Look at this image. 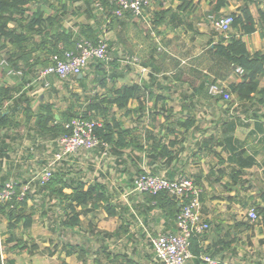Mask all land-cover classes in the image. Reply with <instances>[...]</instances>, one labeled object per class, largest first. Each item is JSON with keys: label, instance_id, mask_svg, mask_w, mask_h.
I'll return each instance as SVG.
<instances>
[{"label": "crops", "instance_id": "obj_1", "mask_svg": "<svg viewBox=\"0 0 264 264\" xmlns=\"http://www.w3.org/2000/svg\"><path fill=\"white\" fill-rule=\"evenodd\" d=\"M48 1L50 3H45L41 7L45 16L54 14L56 8H60L59 10L62 13L63 9L60 1ZM63 1L65 3L69 2V0ZM152 1L154 3L145 10L143 16L135 17L130 14L122 18L123 20L121 19V25L115 28L112 26L104 28L105 35H107L106 40L112 42L113 45L118 32L123 31L124 42L127 46L124 47L127 52L124 59L121 61L115 57L116 63L105 65L107 71L119 75L117 78L118 85L147 84L150 86L151 91V94L149 91L138 100H131L128 111L123 108L122 110H115L114 113L123 121L126 128L131 129L133 134L139 136V144H142L146 149L143 152L136 151L141 157V160L137 158L138 165L144 171L173 178L200 176L201 186L198 185L204 191L202 213L212 224L211 230L199 238L200 246L206 254L221 259L223 263L260 264L256 258V251L258 236H262L263 231L261 232L258 227H262L264 224L261 221L260 225H257L255 222L261 217L258 216L257 219L253 220L249 213L252 208L264 207V103H259L261 96H256L253 101L249 102L235 101L233 96L234 104L231 105L232 101L230 107H226V103L220 104L210 101L212 102L211 105L216 108L223 107L224 111L218 109V112L212 113V115L203 113L202 119L205 120V125L201 127L199 114L193 108L190 110L188 108L199 101L198 98H194L192 87L199 85L204 75L211 74L209 73L211 59L207 50L218 42V37L212 35L213 30H218L211 22L212 17H217V14L213 11L215 0ZM244 2L245 0H228L229 4L222 9L221 16L238 11ZM248 3H250V9L258 21L260 19L259 11L264 10V0H248ZM81 4V2H77L70 5L69 11L64 15L62 21L65 28H72L77 31L76 23L85 21L86 18L77 9ZM52 6L57 7L53 8ZM35 10L36 6H33L32 11ZM167 10L169 12L164 14L163 11ZM157 13L163 15V18L159 20L161 23L158 24L154 22L155 19H158V16L155 18ZM151 22L153 26L150 30H147L146 26H150L149 23ZM11 26L14 27V24ZM260 27L256 32L244 36L251 52H264V30ZM146 30L149 31V35ZM147 36L148 38H146ZM157 37L160 40H169L168 48L156 46L155 43L150 44L152 40L158 42ZM36 41H40L39 36L36 37ZM211 41H213L212 44H210ZM149 52L152 54L150 55ZM37 54L42 53L40 51L34 52V56H37ZM141 57H144L142 65L138 64V59ZM119 61L121 64H119ZM145 63L150 65L147 66ZM99 65L101 64L92 63L82 73L81 78L85 77L87 79L86 91H83L81 85L77 82L78 76L66 80L50 77V85H54L57 91L53 96H50L49 86L43 87V83L42 85L36 84L33 79V81L30 80L31 82H25V79L22 80L18 76L4 75L1 67L0 83L19 89V92L16 93L17 96L25 93L33 98L41 94V99L46 97V101H56L57 107L60 109H64L72 102L77 109V94L81 96V101L78 104L86 106L88 101H91L94 97L102 96L106 91V88L100 86L99 82L96 81L104 67ZM166 72L183 74L184 80L178 82L180 75L172 80ZM150 75H153L154 80H150ZM241 77L235 71L227 80H218L217 83L230 91V86L241 81ZM178 83L181 85V89L177 87L176 84ZM32 85H35L34 90L29 88ZM174 85L176 87L173 88ZM262 88H264V76L260 80V89ZM179 89L181 90L180 95L178 94ZM45 91H47L46 95ZM182 92H184L183 96ZM140 103L144 106L143 111L137 110ZM33 104L34 106L38 105V100H34ZM175 104H179L180 108L176 109ZM25 105V103L22 104V106ZM17 118L22 121L21 125L26 126V118L22 112L17 114ZM179 118H196L199 128L182 133V130L176 128L173 123L166 121V119L174 121ZM232 120H234L236 127L233 131L227 132L226 123ZM174 127L175 132H172ZM179 131L182 134L176 135ZM33 133L27 126L0 129V186L11 178L24 180V178H30L34 173L37 156L34 147L30 143L31 139L28 138ZM4 135L10 137H4ZM175 136H179L178 143L170 146V142L175 141ZM155 138H162L173 151L179 152L171 162H168L166 158L152 160L147 155L146 152ZM131 150L132 147L126 149V151ZM88 156H94V153ZM250 161L253 162L247 165ZM128 165L131 167V164ZM124 166L125 164L121 165L122 168ZM112 169L115 168L112 167ZM132 173L134 172L118 174L116 177H119L123 182H127ZM136 177H134L133 183H135ZM97 180L106 185L109 188L110 195H112L108 178L102 175V178H97ZM67 191L69 192V190ZM128 192L125 190L120 198L125 199L128 195L124 203L129 205L130 212H132L134 211L135 202L137 203L139 200L134 201V198L130 197ZM111 197L113 198V195ZM29 203L32 204L31 201ZM101 209L103 208L83 214L82 224L84 217L89 216L91 218L88 224L89 228L93 225L95 228L102 229L103 227L97 219L98 212ZM103 210L105 211V209ZM104 213L106 218H118L109 217L106 211ZM155 216L156 219L151 217L148 220V225L144 224L142 216H137L136 219L140 221L141 227L139 229L141 233H149L150 230L154 231L156 229L158 233L166 231V218L160 217L158 214ZM36 218L35 216V222ZM128 218L130 219L129 214ZM136 219L131 220V232L137 230L134 226L138 221ZM33 227L29 230L18 229L17 233L24 236V239L33 241L29 237ZM97 228V232H100ZM215 228L218 231H215ZM227 232H230V235H227ZM9 236L8 220L1 216L0 253L9 258L4 262L5 264H9L8 262L11 260H15V264H51V262L45 261L50 256H41L42 258L39 260L34 259L39 253L45 255L44 249L41 248L39 243L36 242L41 251L36 254H30L27 250L19 252L18 250H11L14 243L7 244ZM86 240H89L88 236H86ZM261 242L263 243V241ZM77 245V264H83L91 256L88 257L89 254H85L82 257L80 249H84L88 253V248L81 242H77ZM97 251L95 250V252ZM19 256L23 258H19ZM43 257L47 258L44 260ZM26 260L27 262H23ZM188 264L197 263L190 260Z\"/></svg>", "mask_w": 264, "mask_h": 264}, {"label": "trees", "instance_id": "obj_2", "mask_svg": "<svg viewBox=\"0 0 264 264\" xmlns=\"http://www.w3.org/2000/svg\"><path fill=\"white\" fill-rule=\"evenodd\" d=\"M58 1L62 4V13L59 10L60 8H56L54 14L45 16L41 7L45 3H50L48 0H0V61L5 58L11 67L22 70V75L18 77L22 78V80L25 79V82L32 79L35 80L38 69L49 66L53 55H62L65 51L74 49L77 39L85 37L97 43L101 38H105L104 28L106 26L115 28L121 25L122 18L130 15L128 12L122 17L115 15L116 6L111 0H69L70 3H65L63 0ZM77 2L82 3L77 9L81 11V15L86 19L76 23L77 31H74L72 28H65L62 21L64 15L69 11L70 5ZM228 4V0H215L213 11L217 14V17L222 15V9L227 7ZM33 6H36L35 11H32ZM182 6L184 7V5ZM167 12L169 11H163L164 14ZM259 14L260 19L257 21L250 9V3L245 0L238 11L230 14L233 17V23L231 31L227 35L223 34L222 36V33L215 30L212 31V35L218 37V42L207 50L211 59L209 71L211 74L204 75L200 84L192 87L194 98H198L199 101L207 100L224 104L226 101H223L222 95L210 93L211 86L219 84L217 83L218 80H227L238 68H243L242 80L230 86V93L235 97V101L249 102L253 101L256 96H261L259 103H264V88L260 89V80L264 76V52L249 51L244 40L245 35L256 32L259 26L264 30V10H260ZM156 16H158V19H155L154 22L157 24L161 23L159 20L163 18V15L157 13L155 18ZM12 24H14V27L11 26ZM37 36L40 38L39 42L36 41ZM107 42L109 50H111L113 44L112 42ZM212 43L213 41L210 42V44ZM37 51L42 54L34 56V52ZM116 62L115 59L109 62H99L104 67L96 81L99 82L100 86L106 88V91L102 96L92 98L86 106L78 104L81 101V96L77 94V109L73 102L64 109H60L57 107L56 101H46V97L41 99V94L33 98H30L25 93L17 96L16 93L19 92V89L0 83V104L5 106L4 111L0 114V129L21 127L22 121L18 120L17 114L22 112L26 118V126L34 132L33 135H30L32 146L39 145L40 148L42 145H54L52 156L47 161L42 158H40L41 161L39 160V162L48 165L58 150L57 140L71 132L66 128L68 123H71L76 118H84L86 120L100 119L102 125L97 127L95 132L101 144L92 152L96 151L100 156H103L105 152L107 157L114 160V167L119 175L134 172L138 177L145 171L138 165L137 158L141 160V157L136 151L143 152L146 149L142 144H139V136L133 134L131 129L126 128L123 121L115 115L114 111L122 110L123 108L128 111L129 102L133 99H140L141 96L150 91V86L138 83L118 85L117 78L119 75L109 73L105 66L108 63L111 65ZM145 64L147 66L150 65L149 63ZM2 73L6 75L7 69L3 68ZM150 78L151 81L154 80L153 75H150ZM86 80L85 77L80 79L77 77V82H79L83 91L87 89ZM42 86L44 87V85ZM29 88L34 90L35 85ZM49 89L50 96L57 92L54 85H50ZM46 92L45 95L47 94ZM34 100H38L39 104L34 106ZM24 103L26 105L22 106ZM233 104L234 101L231 105ZM192 106H196V104L193 103ZM143 107V104L140 103L137 110L143 111ZM57 115L59 116L58 118ZM166 121L173 123L176 128L182 130V133L199 128L196 118H179L174 121L166 119ZM226 125L227 132L233 131L236 127L234 120L229 121ZM175 127L172 128V132H175ZM179 133L182 134L179 131L176 135ZM4 137L10 136L4 135ZM178 138L179 136H175V141H171L170 146L176 145ZM170 146L162 138H155L146 153L152 160L166 158L168 162H171L179 152L173 151ZM131 147V151H126V149ZM68 161H58L49 181L44 184L40 180H33L34 173L28 179L11 178L8 180L15 182L17 192H20L21 188L27 183H30L31 187L23 201L14 199L7 203H0V217L3 216L8 220L10 236L7 239V244L14 243L11 250H18L19 252L27 250L30 254H36L41 251L35 241L26 240L24 236L17 233L18 229L29 230L33 227L38 211L39 217L43 220L50 216L55 217L52 224L56 226L51 227L53 231L58 228L69 230L80 227L83 214H88L90 211L100 208L105 209L109 217H118L122 220L115 233H105L107 237L117 234V237L121 238L123 235L129 234L132 224L131 220H135L137 216H142L144 224L148 225V220L151 217L156 219V214L166 218L167 229L165 232L177 230L181 201L175 196L170 195L166 191L159 194L137 193L139 201L135 202L134 211L130 212L128 204L124 202L113 203L112 195H110L109 188L106 185L98 181L97 178H89L86 171L77 170L76 173L72 166H69ZM252 162L250 161L247 165ZM123 164H125L124 168L121 167ZM128 164H131V167ZM191 177L197 185L201 186L200 176ZM169 178L173 179V177ZM133 181L132 184H128L129 188H134L135 183ZM7 182L0 186V191ZM203 199L204 191L201 194V201ZM30 201L32 202L31 205ZM256 208L259 218L261 217L264 222V207ZM209 223L211 224L210 221ZM91 228H94L93 225H91ZM215 231H218V229L216 230L215 228ZM227 235H230V232H227ZM199 238L200 236H195L191 240V251L193 253V259L191 260H194L197 264H208L201 259L202 256L208 254L200 246ZM77 248V244L65 245V254L67 256L77 255ZM106 248H108L107 245L103 247V251ZM80 250L82 257L87 254L84 249ZM55 253L56 251L50 252L51 256H54ZM111 255V252L108 253L109 258ZM112 256L118 258L116 253ZM153 259L154 257L149 263ZM112 260L114 259L112 258ZM3 262L4 260L0 257V264H3ZM129 262L134 264L133 261ZM8 263L15 264V260H11ZM95 263L100 264V260L96 258Z\"/></svg>", "mask_w": 264, "mask_h": 264}, {"label": "built area", "instance_id": "obj_3", "mask_svg": "<svg viewBox=\"0 0 264 264\" xmlns=\"http://www.w3.org/2000/svg\"><path fill=\"white\" fill-rule=\"evenodd\" d=\"M116 6L114 14L122 17L125 13H130L135 17L144 15L145 10L151 5L152 0H111ZM213 26L222 34L231 31L233 17L230 14L220 17H212ZM109 44L105 38H101L97 43L82 37L77 39L75 48L65 51L62 55L56 54L51 57V64L45 68H39L36 74L35 83L50 86V77L59 80H66L82 74L92 63L109 62ZM136 60V59H134ZM1 68L7 69L9 76H21L23 71L10 66L7 59L0 61ZM236 73L242 76L243 68H238ZM210 93L222 95L223 101L233 99L230 91L219 84L212 85ZM5 106L0 104V114ZM100 119L86 120L76 118L66 125L71 132L57 140L58 150L54 158L42 171L34 174L33 180H40L42 184L49 181L54 167L58 161L69 160L82 151L89 153L96 149L101 141L96 135V128L101 127ZM107 147V146H106ZM103 155H107L105 152ZM13 180L8 181L0 191V203H7L14 199L23 201L30 190V183L24 185L20 192L16 190ZM168 192L181 201V211L177 219V230L160 232L150 236V242L154 251V259L150 264H188L193 259L191 251L192 238L202 236L210 230L211 224L203 216L201 194L203 189L195 183L191 176H180L169 178L164 175H154L145 171L135 180V186L131 192L159 194ZM255 220L258 213L252 208L249 213ZM208 264H240L237 262H222L219 258L208 255L201 257ZM3 264H5L3 262Z\"/></svg>", "mask_w": 264, "mask_h": 264}, {"label": "rangeland", "instance_id": "obj_4", "mask_svg": "<svg viewBox=\"0 0 264 264\" xmlns=\"http://www.w3.org/2000/svg\"><path fill=\"white\" fill-rule=\"evenodd\" d=\"M152 3H154L152 1ZM151 3V4H152ZM149 22V21H148ZM150 26H146L147 30H150V28L153 26L152 22L149 23ZM154 28V27H153ZM155 29V28H154ZM146 32L148 35L150 34L149 31ZM106 34V33H105ZM108 34V33H107ZM105 39H107V35H104ZM148 38V36L146 37ZM158 38V37H157ZM110 39V38H109ZM169 39V38H167ZM166 39L158 38V42L152 40L150 44H156V46H161L164 48H168L169 46V40L165 41ZM124 34L123 31H119L116 35V40L114 42V45H112V49L110 50V56L113 59L119 58V60L122 61L124 57L127 55V52L125 51L124 47H127L125 44ZM143 41V40H142ZM147 42H149L147 40ZM149 45V44H148ZM147 45V46H148ZM152 52V51H151ZM151 52L150 55L152 54ZM114 54V56H113ZM123 57V58H122ZM144 57L139 58V63L142 65L144 63L142 61ZM147 59V58H146ZM111 61V60H110ZM146 62V61H145ZM119 64L121 62L119 61ZM166 74L171 77L172 80L176 79L177 75H180V78L178 79V82H181L184 80L183 74H175L166 72ZM177 83V82H176ZM178 88L181 89V85L178 83L176 84ZM176 85L173 86L176 87ZM223 87V86H222ZM178 91V94L180 95V90ZM184 95V92H182V96ZM189 95V93H187ZM180 98V97H179ZM233 100H229L226 103V107H230V103ZM212 102L207 100H201L197 101L196 106H190L188 109H194L196 113L199 114V117L201 118L200 123L201 127L205 125V120L202 119L203 113L204 114H211L217 113L218 109H222L224 111L223 107H214L211 105ZM182 106V105H181ZM174 107L176 109L180 108L179 104H175ZM21 127H26L22 125ZM30 140V137H28ZM31 143V140H30ZM32 145V144H31ZM54 145L48 144V146L42 145V147L39 148V145H35L34 150L36 151L37 156V164L34 167V174L36 172L42 171L43 168H45L47 165L45 163H40V158L47 161L50 156H52L54 152ZM94 153V156H88L92 155ZM81 156V157H80ZM114 160L107 157L106 155L100 156L96 151L85 153V151H82L80 154L75 155L71 159H69V166H72L74 171L77 173V170L86 171L88 173L89 178H102V175L106 176L108 178L109 187L112 191L113 195V203H119V202H125V199L128 198V195H126L125 199L120 198L123 192L129 191L130 197L134 198V201L139 200L137 193L131 192L133 188H129L128 184H132V181L134 180V177L136 176L135 173L132 174L131 180L127 182H123L119 179V177H116L118 173L116 172V169L114 167ZM40 165V166H38ZM133 179V180H132ZM129 188V189H128ZM37 208V206H36ZM101 212V213H100ZM105 211L101 209L98 212L97 219H99V223L102 225V229L97 228L100 230V232H97L96 228L92 229L89 228V221L91 218L89 216L84 217V222L81 227L78 229H69V230H62L61 228H58L56 231H53L51 227H55V224L53 223V220L55 219L54 216H50L45 218L44 220L39 217V211L36 215V222L33 227V230L30 231L31 239L41 246L42 249H44L45 255H41L40 253L37 254V256L34 257L35 260H39L42 257L41 256H50V257H43L46 262L49 261L51 264H77V255H72L68 257L64 249L65 245L68 244H74L76 245L77 242L83 243L88 248V253L91 258H89L85 264H97L95 263V259L98 258L100 260V264H130L129 261H133L134 264H150L149 262L154 257V251L150 242V236L156 235L158 233V230H150L149 233H141L140 231V221L138 220L134 226L135 229L127 235H123L121 238L117 237L118 235H112V237H107L105 233H115L119 224H121L122 220L118 218H106L105 217ZM87 221V222H86ZM263 221L261 218L255 222L257 225H260V222ZM96 223V222H95ZM264 224V222H262ZM259 230H261V235L258 236V246L256 251V258L258 259L260 264H264V225L262 227H258ZM92 231V232H91ZM86 236H88L89 240H86ZM262 237V238H260ZM263 241V243L261 242ZM107 245L108 248L103 251V247ZM261 247V248H260ZM66 248H68L66 246ZM6 250V249H5ZM95 250H98V252H95ZM56 251L54 256H51L50 252ZM117 254L118 258H114V256L111 255V259L108 257V253ZM97 253V254H96ZM50 254V255H49ZM0 257L4 262L9 259L8 256L1 254ZM21 256H19L20 258ZM96 257V258H95ZM23 258V257H21ZM112 258L114 260H112ZM28 259V258H26ZM68 263H67V262ZM23 262H27L23 261ZM79 264V263H78ZM84 264V263H83ZM99 264V263H98Z\"/></svg>", "mask_w": 264, "mask_h": 264}, {"label": "water", "instance_id": "obj_5", "mask_svg": "<svg viewBox=\"0 0 264 264\" xmlns=\"http://www.w3.org/2000/svg\"><path fill=\"white\" fill-rule=\"evenodd\" d=\"M78 77L81 78L82 77V74H79ZM57 118H58V115H57Z\"/></svg>", "mask_w": 264, "mask_h": 264}]
</instances>
